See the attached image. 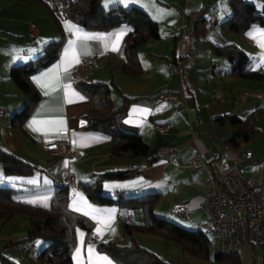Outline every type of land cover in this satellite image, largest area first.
I'll return each instance as SVG.
<instances>
[{
	"label": "crops",
	"instance_id": "obj_1",
	"mask_svg": "<svg viewBox=\"0 0 264 264\" xmlns=\"http://www.w3.org/2000/svg\"><path fill=\"white\" fill-rule=\"evenodd\" d=\"M206 2L208 0H180L175 3L181 10H178L179 12L175 16H171L169 13L165 16L172 24L169 42L176 41L178 44L175 43L173 49H166L161 45L164 39L162 33L159 40L147 42L140 49V51L144 49L145 54V57L141 56L143 71L131 75L123 71L124 46L130 31L128 24H120L101 31L80 27L71 19H62L57 29L52 27L47 31L42 24L46 18L51 16L47 8H43V6L39 8L40 11L26 12L29 8L42 5L38 4L39 2L35 0L22 2L0 0V39L4 34L12 35L15 38L31 34L30 25H34L39 34L35 38L37 49L35 48L30 53L28 50L35 46L33 44L24 42L15 49H11L9 46L3 47L0 40V111H3L0 114V148L41 169L33 175L6 176L0 162V170H2L0 185L4 183L13 186L15 198L19 201L27 203L33 200L37 201L35 204L30 203L32 205L45 206L43 199L47 197L48 206L57 189L56 184L60 182L61 171L66 166H70L74 172L77 183H84L86 178L93 180L94 174L118 170L128 171L130 175L124 179L106 180L104 182L105 192L112 191L111 193L116 196L160 192L161 197L158 203L160 208L169 203V210L175 213L176 208L181 206L190 212L188 218L196 219L195 212L203 209L202 204L209 190L210 178L212 176L220 177L232 170L240 153H249L250 157L246 160L249 161L254 157L256 151L250 144L251 142L242 144L238 148L230 147L226 140L233 128L229 122L220 124L216 122V119L233 112L244 116L259 106H264V81L228 74L230 62L228 63L222 58L217 61L208 58L204 61L203 58L206 57H201L197 47L195 53L190 50L186 55H183L185 58L181 73L175 72L171 68V61L186 48L182 46L178 51L184 36L196 39L197 21L201 17L211 19L212 16H208ZM118 3L139 5L149 13V9L152 7H157L160 10L168 9L172 4L166 0H112L111 3H106V0H103L106 7ZM15 7L24 9L20 11L21 17L19 18L12 16ZM154 10L157 12V9ZM225 10V15L228 18L232 14V9ZM217 11L220 22L223 13L219 10L215 12ZM151 16L160 26V21L153 15ZM65 21H71L85 32L112 34L121 29H129L119 41L118 50L112 49L114 37L110 35L107 39L77 42L80 60L86 56L95 57L94 62L82 75L80 82L98 80L110 83L114 102H117L115 104L121 103L124 95L138 97L131 102L128 114L122 120L121 126L126 131L140 133L150 146V156H156V159L150 161L149 157L114 156L111 151L112 139L108 135L85 129L86 123L82 115L90 109L91 99L72 73V68L76 64L67 72L61 67L59 81L52 80L47 88L41 87L33 80L42 93V101L25 124L24 129L9 126L10 117L24 105L22 99L19 100L20 102L14 100L16 97H21V94L18 93V86L10 77L12 66L24 63L27 60L26 56L32 52H42L47 42L60 38L61 33H64L65 42L57 61L34 74L33 77L40 76L41 73L48 72L59 64L65 49L69 46V41L75 39L74 34L66 30ZM15 26L20 28V31H16ZM254 28L264 29V26H254L244 35L220 32L218 36L224 43L230 42L239 45L251 57L255 66L262 49L257 41L249 35ZM260 68L264 70V65ZM68 85H71V89L84 99L81 100L75 95L69 96ZM219 91L222 92L221 99H217ZM166 94H175L177 100H165L162 96ZM237 96L245 97L243 104L235 103ZM140 109H150L151 111L141 115ZM157 109L161 110L157 111ZM33 119H63L66 131H34L28 127ZM154 124H167L169 129L165 133H159L152 130ZM66 133L70 134L73 148L79 150L80 153V156L72 161L53 156L45 149L48 144L63 138ZM81 137L95 139L81 143ZM73 140L76 141L75 144ZM197 157H201L205 166H194ZM259 168L262 170L263 165H260ZM4 177L18 179L8 181ZM32 180H35L36 183H31ZM109 209L114 210L112 206ZM124 217L126 220H130L142 217V215L140 212H132L126 213ZM27 220V218L17 215L7 223L0 221V259L3 255L17 264L22 261L25 264H42L37 254L33 256L25 254L24 246L27 242L17 241L27 235L29 225ZM99 223V221H95L93 230L95 234ZM111 223V226L115 227L118 221H111ZM116 232L122 234V226ZM115 236L107 239H118ZM107 239L99 236V240ZM35 251L38 252V244L35 246ZM258 262L260 264V260ZM1 263L3 264V262Z\"/></svg>",
	"mask_w": 264,
	"mask_h": 264
},
{
	"label": "trees",
	"instance_id": "obj_2",
	"mask_svg": "<svg viewBox=\"0 0 264 264\" xmlns=\"http://www.w3.org/2000/svg\"><path fill=\"white\" fill-rule=\"evenodd\" d=\"M229 1L232 14L221 22L226 32L244 35L254 26H264V5L260 8L255 3L246 0ZM54 16L58 24L62 19H71L80 27L101 31L120 24H128L130 31L125 41L123 61V71L126 74L134 75L143 71L139 57L141 47L151 40L161 38L158 22L139 5L118 3L106 7L103 0H73L59 15L54 14ZM207 20L201 17L197 21V37L208 29ZM64 42L65 36L61 33L60 38L44 45L39 57L23 65L12 66L10 77L21 89L26 102L20 111H16L10 117L9 126L11 128L24 129L25 124L42 101V93L32 77L57 61ZM213 48L215 54L228 56L230 62L228 74L264 81V70L261 68L253 70V60L239 45L230 42L213 43ZM79 85L91 99L90 109L82 115L86 130L108 135L112 139L111 151L114 156L149 157L150 161L156 159V156H150V146L140 133L126 131L121 126L122 120L128 114L131 102L138 97L124 95L122 102L115 104L109 83L95 80L80 82ZM259 115L264 118V106H259L244 116L237 112L229 113L217 118L216 122L231 124L233 131L226 142L230 147L238 148L261 135L262 129L258 126ZM0 162L6 176L33 175L41 170L34 164L5 152L1 148ZM128 175H130L128 171H107L94 174L93 180L88 184L79 183L90 200L101 204H115L126 210L128 214L140 212L142 215L141 220H125L124 232L130 238L128 243L110 238L104 241L98 240L97 246L102 251H106L119 264H171L152 250L142 246L134 236L137 232H149L181 243L190 254L196 257H210L211 242L204 230L187 229L170 219L157 216L155 207L160 200V192H150L145 195L122 194L116 197L105 193L104 182L106 180L124 179ZM60 182L56 184L57 189L48 206L19 201L15 198L13 186H0V221L6 223L17 215L29 220L27 235L17 241L27 242V244L35 242L36 246L37 240L42 239L45 242L44 247L38 253L35 251L42 264H75L73 251L78 240V228L85 229L86 238H88L95 227V221L91 217L69 206L71 187L64 184L61 179ZM175 213L177 214L176 210ZM214 258L221 262L238 263L235 253L223 254L218 250ZM1 259L3 264H17L3 255Z\"/></svg>",
	"mask_w": 264,
	"mask_h": 264
},
{
	"label": "rangeland",
	"instance_id": "obj_3",
	"mask_svg": "<svg viewBox=\"0 0 264 264\" xmlns=\"http://www.w3.org/2000/svg\"><path fill=\"white\" fill-rule=\"evenodd\" d=\"M35 1L39 2L38 4H42V5H39L40 7L37 6L36 8H29V9H27L26 12L31 13L30 11H32V10L40 11L41 9H39V8H42L44 6L43 8H47V10L49 11V13L51 15L48 19L46 18V20L42 23L44 25V28L47 31H48V29H50L52 27L57 29V27H59V25H58V22L54 16V14H53V11H52L50 5L45 3V1H43V0H35ZM166 1H168V3H172L168 7V9L163 8L160 10L157 7H155V8L152 7L149 9V11H150L151 15H153L154 17H156L160 21V31L164 35V39H163V42L161 43V45L165 46L166 49H168V48L173 49L175 43H177V42L176 41L169 42L170 34L172 32V30H171L172 24L170 23V20H168L167 16H165V15L167 13H169L171 16L177 15V13L179 12L178 10H181V8L179 6H177V4H175V3H177L180 0H176L177 2L175 0H166ZM246 1L255 3L260 8H262L264 5L263 0H246ZM206 4L208 5L206 8L208 10V16L209 17H211V16L213 17L216 10H219L220 12H222L223 16L221 18V21L218 22L214 28L206 29V31L204 33H201L200 36H198L196 39H193V37H192L193 41H192L191 46L188 48V51L191 50L195 53L196 52L195 50L198 48L197 51L200 52L201 57H206V58H203L204 61H206L208 58H210V60L213 58V60H215V61H217L219 58H222L229 63V58L227 55L215 54V51L213 48V43L214 44L224 43V42H222V40L220 39V37L218 35L220 34V32H226L224 30V28L222 27L221 22L223 20L227 19V16L225 15V11H226L225 9H228V10L232 9L231 5H230V1L229 0H208V2H206ZM154 9H157V12ZM22 10H24V9H18L15 7V9H13L12 16L14 18L21 17L20 11H22ZM162 13H164V14H162ZM19 27H22V26H19ZM15 28H16V31H20V28H18L16 26H15ZM23 28H21V29H23ZM236 36H238V35H236ZM35 38H37V37L32 36L31 34L23 35V37H17V38H15L9 34H4L0 40H1V44L3 47L9 46L11 49H15V47H18L20 44H22L24 42H26L28 44H33V46L34 45L35 46L28 50V53H30L31 51H34L35 48L37 49L38 45H37V41H35ZM182 46H186L183 41L180 42L178 51H180V47H182ZM143 50L144 49L139 51L140 60H141V56L145 57ZM40 55H41V52H32V54H28L26 56L27 60L24 63L19 64V65L26 64L31 59L39 57ZM17 90H18V93L21 94V97L20 96L16 97L14 100H17L16 102H20L19 100L22 99V102L25 104L26 98L22 95V92L20 91L21 89L18 87ZM115 103H117V102H115ZM21 109H22V106L19 108V110H17V112L20 111ZM258 126L262 129L261 135L255 137L254 139H252L250 141L251 142L250 144L252 146H254V148L256 150L255 155L252 159L243 163L242 170H243V173L249 178L264 179V118L260 115L258 116ZM260 165H263L262 170L259 168ZM84 173H86V172H84ZM91 181H92L91 178H86L84 183L88 184ZM4 185H6V184L3 183L0 186H4ZM111 192H109V193L105 192V193L112 194ZM145 194H147V193H143L140 195H145ZM112 195L116 197V195H114V194H112ZM78 196L83 197L84 200L87 202V204L91 205L93 208L104 210V212L102 213L101 216H98L97 219H93L95 221H100L101 218H106V210H108L112 206L114 208L115 212L112 213L113 219L111 221L117 220L118 223L115 225V227L111 226L112 223H110L111 228H109L110 226L105 228L103 239H107L108 237H112V236L117 235L115 237H117L119 240H122V242H124V243L129 242L130 238L124 232V222L126 220L124 216H126V213H127L126 210L121 209L119 206H117L115 204H101V203H96V202L90 200L88 198V196L86 195L83 187L79 183L76 184V186L71 187V195H70V203H69L70 207H71L72 201L74 199H76ZM129 197H135V196H129ZM158 203L156 204V207H155L157 216L170 219L171 221H173V222H175V223H177V224H179V225H181L187 229H202L207 233V235L210 238V242H211V244H210V257L203 258V257H196V256L190 254L183 247V245L181 243L169 240V239L163 237L162 235L153 234V233H149V232H137L134 234L135 238L137 239V241L142 246L152 250L157 255H159L163 259L167 260L171 264H252V258L253 257L255 258L256 264H259L258 260H260V264H263L264 247L260 248V252H259V258L260 259H259L258 254H256V253L254 254V249H253V246L251 243H246L245 245H243L238 250V252L235 253L236 257L238 258V263L237 262L233 263L231 261L221 262V261L215 260L214 255L218 251L219 239H218L217 235L215 234V232L213 230H211L209 227V217H208L207 213L205 212V210L199 209V211L195 212V218L196 219L193 220L190 217L189 218L188 217H182V216L177 215L176 213L172 212L171 210H169L170 209L169 203H166V205H164L163 208H160ZM166 209L169 211L166 212L167 211ZM109 210H111V209H109ZM87 211H88V209L86 208L85 211H83L81 213L85 214ZM85 215H87V214H85ZM88 216L92 218L91 215H88ZM137 216H139V215H137ZM135 219L141 220L142 217H135ZM27 223H29L28 220H27ZM100 226L101 225L99 223L98 227H100ZM121 226L123 228L122 234L116 232L117 229L120 228ZM28 227H29V225H28ZM112 229H115V231L113 232ZM81 231L85 233V236H84V255H85V257L87 255L88 246L92 245L95 247L96 252H98L102 255H107L111 258V256L106 251H102L97 246V242H95V241L90 242L89 238H86L85 229H83L81 227L78 228V230H77L78 240H77V243L74 247L73 258H74V254H75V249L80 246L79 233ZM107 232H109V234H106ZM98 240H99V236H98ZM37 241L41 242L40 244H38V250H39L38 252H40L42 250V248L44 247L45 242L42 239H38ZM1 262H2V259H0V264H2ZM114 262H115V264H119L116 261H114ZM74 263L76 264L75 259H74ZM20 264H25V263L22 261V262H20Z\"/></svg>",
	"mask_w": 264,
	"mask_h": 264
},
{
	"label": "built area",
	"instance_id": "obj_4",
	"mask_svg": "<svg viewBox=\"0 0 264 264\" xmlns=\"http://www.w3.org/2000/svg\"><path fill=\"white\" fill-rule=\"evenodd\" d=\"M50 5L53 14L59 15L64 8L73 0H43ZM219 22V12H215L213 17L207 20V28H214ZM32 36L37 37L38 30L34 25L29 26ZM193 39L184 36L186 45L181 54L171 61V68L175 72H181L184 65L183 55L187 54ZM95 60L94 56H86L72 68V73L77 82H80L82 75L89 65ZM165 100H177L175 94L162 96ZM222 98L219 91L217 99ZM244 96L235 97V103L243 104ZM3 111H0L2 114ZM169 129L167 124H154L152 130L165 133ZM45 149L53 156L67 158L69 161L80 156L79 150L73 148L70 141V134H64L63 138L48 144ZM250 157L247 152H242L237 156L235 167L220 177L210 178L209 190L206 193L202 208L209 217V227L215 232L219 239L218 250L223 254L236 253L246 243H251L254 254H258L260 248L264 246V180L249 178L241 170V164ZM195 167H203L205 163L201 157H197L194 162ZM60 179L70 187L76 186V177L70 166L62 169ZM176 212L182 217L190 216V212L177 207ZM90 242H97L98 235L92 232L89 235ZM27 256L35 254V242H30L24 246ZM260 259V258H259ZM259 261V260H258ZM252 264H256L252 258Z\"/></svg>",
	"mask_w": 264,
	"mask_h": 264
},
{
	"label": "snow or ice",
	"instance_id": "obj_5",
	"mask_svg": "<svg viewBox=\"0 0 264 264\" xmlns=\"http://www.w3.org/2000/svg\"><path fill=\"white\" fill-rule=\"evenodd\" d=\"M112 0H106V3H111ZM66 30L73 33L75 39L69 41L68 48L65 49L63 58L59 64H57L53 69H50L48 72L41 73L40 76L33 77V80L40 85L41 87L47 88L50 86L51 81H59V70L63 67L64 71L67 72L69 68H71L74 64L80 63V53L77 50V42L81 40H91V39H107L110 35L114 37V41L112 43V49L118 50L119 41L126 34L129 29H121L119 32L112 34H104V33H95V32H85L83 29L78 27L76 24H73L71 21H65ZM253 39L257 41L260 48L262 49L259 54V59L255 64L253 70L259 69L262 65H264V29H252L249 33ZM69 96H77L79 99H84V97L79 96L78 93H75L71 89V85L67 86ZM47 94V93H46ZM69 102H72L69 100ZM161 109H157L159 111ZM141 115L147 114L150 112V109H140ZM29 128H32L34 131H46V130H55V131H66L65 121L63 119L60 120H37L33 119L31 123L28 125ZM75 135V134H74ZM89 139H95L90 137H81V143L87 142ZM75 144L76 141L73 140ZM0 174H2V170H0ZM5 180L14 181L18 178L16 177H4ZM31 183H36L35 180L30 181ZM30 203H37V201H29ZM43 203L47 206V197L43 199ZM71 207L77 212H83L87 208L88 211L85 213L87 215H91L92 219H97L98 216H101L104 210L95 209L91 205H88L83 197L78 196L76 199L72 201ZM114 210H108L106 212V218L100 219V227L96 228V234L103 238L104 230L106 227L110 226L111 220L113 219L112 213ZM114 232L115 229H112ZM80 236V246L75 249L74 259L76 264H115V262L107 255H102L95 251V247L89 245L87 248V255H84V232L79 233ZM40 241H37V244H40Z\"/></svg>",
	"mask_w": 264,
	"mask_h": 264
}]
</instances>
